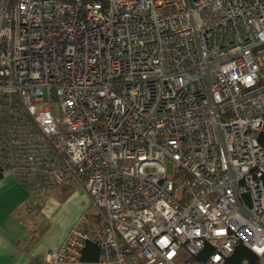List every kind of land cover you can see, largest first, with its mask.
<instances>
[{
	"label": "built area",
	"instance_id": "2783aa9c",
	"mask_svg": "<svg viewBox=\"0 0 264 264\" xmlns=\"http://www.w3.org/2000/svg\"><path fill=\"white\" fill-rule=\"evenodd\" d=\"M263 133L264 0H0V165L106 220L43 264H264Z\"/></svg>",
	"mask_w": 264,
	"mask_h": 264
},
{
	"label": "crops",
	"instance_id": "0c3cea01",
	"mask_svg": "<svg viewBox=\"0 0 264 264\" xmlns=\"http://www.w3.org/2000/svg\"><path fill=\"white\" fill-rule=\"evenodd\" d=\"M104 213L74 182L35 192L11 172L0 180V264H43L76 224L98 228ZM105 219V215H104ZM88 229H87V228Z\"/></svg>",
	"mask_w": 264,
	"mask_h": 264
},
{
	"label": "trees",
	"instance_id": "16d2710c",
	"mask_svg": "<svg viewBox=\"0 0 264 264\" xmlns=\"http://www.w3.org/2000/svg\"><path fill=\"white\" fill-rule=\"evenodd\" d=\"M260 143L264 148V133L259 137ZM5 169L0 165V180L4 175ZM106 226V220H104V224L100 225L98 230L90 231L91 234L101 235ZM91 229V228H90ZM88 231V230H87ZM89 232V231H88ZM101 254V249L97 243L93 240L87 242L86 247L83 253V261L86 264H96ZM259 261L258 256L250 250L247 246L242 243H239L234 253L228 259V264H257Z\"/></svg>",
	"mask_w": 264,
	"mask_h": 264
},
{
	"label": "rangeland",
	"instance_id": "374dc122",
	"mask_svg": "<svg viewBox=\"0 0 264 264\" xmlns=\"http://www.w3.org/2000/svg\"><path fill=\"white\" fill-rule=\"evenodd\" d=\"M169 172H171V168H169ZM100 215L102 216V220H101V222H99L98 223V228L100 227V225H102V224H104V213L102 214V213H100ZM84 228V227H83ZM87 228V227H86ZM88 229V228H87ZM92 230H98L97 229V227L96 228H91V229H88V231L90 232V231H92Z\"/></svg>",
	"mask_w": 264,
	"mask_h": 264
}]
</instances>
